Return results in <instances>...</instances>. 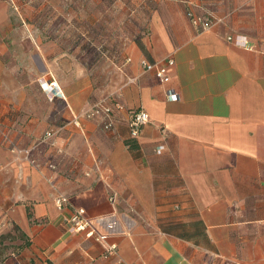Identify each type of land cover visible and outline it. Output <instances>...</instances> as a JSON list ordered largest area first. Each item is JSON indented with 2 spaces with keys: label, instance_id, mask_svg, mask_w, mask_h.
I'll use <instances>...</instances> for the list:
<instances>
[{
  "label": "crops",
  "instance_id": "1",
  "mask_svg": "<svg viewBox=\"0 0 264 264\" xmlns=\"http://www.w3.org/2000/svg\"><path fill=\"white\" fill-rule=\"evenodd\" d=\"M109 2L137 5L144 30L122 31L93 72L50 45L19 51L18 0H0V264H264V0ZM189 11L220 22L199 30ZM166 58L167 81L142 71ZM104 97L123 106L110 129L103 118L72 125ZM139 109L149 122L131 151ZM77 209L105 242L68 231Z\"/></svg>",
  "mask_w": 264,
  "mask_h": 264
},
{
  "label": "rangeland",
  "instance_id": "2",
  "mask_svg": "<svg viewBox=\"0 0 264 264\" xmlns=\"http://www.w3.org/2000/svg\"><path fill=\"white\" fill-rule=\"evenodd\" d=\"M109 1L18 0L12 9L17 14L12 17V24L18 29L23 27L16 38L18 50L22 47L28 49L30 45H37L40 50L50 45L54 52L64 51L72 57H81L85 63L91 64L89 69L93 72L105 70V58L99 54L101 48L105 49L106 56L110 52L115 53V46L118 47L120 42L123 44L125 39L121 32L129 33L131 28L130 31L136 34L145 22L136 19L137 5L112 4ZM133 10L136 13L131 14ZM128 15L134 17L129 18ZM123 27L124 30L121 29ZM115 33L117 36L113 35ZM17 60L25 62V54Z\"/></svg>",
  "mask_w": 264,
  "mask_h": 264
},
{
  "label": "built area",
  "instance_id": "3",
  "mask_svg": "<svg viewBox=\"0 0 264 264\" xmlns=\"http://www.w3.org/2000/svg\"><path fill=\"white\" fill-rule=\"evenodd\" d=\"M189 21L191 24L199 30H208L213 28L216 24L220 22L218 19H211L210 17H201L197 16L189 11L187 13ZM227 41L233 42L236 45L245 46L246 42L241 38H233L227 37ZM173 64V59L166 58L163 60L155 61V62H148L146 60L140 61V66L143 72H150L153 73L160 81L164 82L167 81L168 77L166 74L167 67ZM39 84L42 91L47 94L49 99H53L56 96H61V93L58 88V84L55 80L50 82H44L43 79H40ZM170 96V100H178L177 95H172V91L168 92ZM123 110V106L115 101H112L110 98L104 97L86 109H84L79 115L75 116L72 119V125L79 127V119L86 118V119H95V118H103L104 120V129H110L112 127V117L114 112ZM149 122V115L143 109L135 110L131 113L130 121H129V138L136 140L141 133V128ZM53 131L46 132L43 138L40 140V143H44L50 141L54 136ZM51 144L54 143L51 141ZM163 150V146H159L157 148V152ZM13 152L25 154V159L28 158V151H20V150H12ZM57 207L60 209L64 205L68 204V198L64 196H59L55 201ZM68 231L71 233H81L85 235L86 238L94 239L97 242L103 243L107 239L106 235L99 234L96 232V229L91 222V219H88L85 215V211L82 209H77L73 211L70 216V219L67 220ZM104 257L113 256L117 252L116 245L110 244L105 247Z\"/></svg>",
  "mask_w": 264,
  "mask_h": 264
},
{
  "label": "trees",
  "instance_id": "4",
  "mask_svg": "<svg viewBox=\"0 0 264 264\" xmlns=\"http://www.w3.org/2000/svg\"><path fill=\"white\" fill-rule=\"evenodd\" d=\"M102 50L101 51H99V54H101L100 56H104V57H106V54L104 53L105 52V49H103V48H101ZM113 50H115L114 48H113ZM81 61H82V63H83V65H85V66H87V67H90L91 66V64L89 63H85V61L83 60V59H81ZM125 146H127V148L130 150L131 149V151H133V150H136L137 149V144H136V140H133V139H130V138H128L127 140H125ZM28 216L30 217L31 216V213L29 212L28 213Z\"/></svg>",
  "mask_w": 264,
  "mask_h": 264
}]
</instances>
